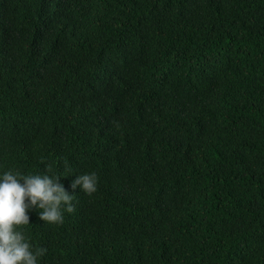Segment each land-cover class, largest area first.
Here are the masks:
<instances>
[{
    "label": "trees",
    "instance_id": "trees-1",
    "mask_svg": "<svg viewBox=\"0 0 264 264\" xmlns=\"http://www.w3.org/2000/svg\"><path fill=\"white\" fill-rule=\"evenodd\" d=\"M46 164L43 264H264V0H0V170Z\"/></svg>",
    "mask_w": 264,
    "mask_h": 264
},
{
    "label": "clouds",
    "instance_id": "clouds-1",
    "mask_svg": "<svg viewBox=\"0 0 264 264\" xmlns=\"http://www.w3.org/2000/svg\"><path fill=\"white\" fill-rule=\"evenodd\" d=\"M64 176L67 175L53 172L48 164L43 174L26 173L16 166L0 170V264H43L42 257L51 242L50 232L41 235L42 226L35 225L40 236L39 243L34 245L28 235L31 226L28 213L33 210L35 221L62 225L64 213L74 210L72 201L77 198L61 183ZM98 180L95 171L84 172L76 176L71 187L91 195L98 190Z\"/></svg>",
    "mask_w": 264,
    "mask_h": 264
}]
</instances>
